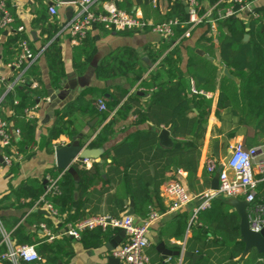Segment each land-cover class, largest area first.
Wrapping results in <instances>:
<instances>
[{"label":"trees","instance_id":"obj_1","mask_svg":"<svg viewBox=\"0 0 264 264\" xmlns=\"http://www.w3.org/2000/svg\"><path fill=\"white\" fill-rule=\"evenodd\" d=\"M6 3V8L14 17L11 24L13 34L9 43L13 46V55L6 60L14 70L16 77L21 71L16 66L19 56L22 52L20 46L23 40L28 41L34 54H38L42 49L33 48L31 45L30 35L25 29L19 30L22 22L16 14L14 8ZM137 5L141 7L143 17L154 23H163L171 19H179L180 22L175 25V34L169 39L158 57L164 50L172 47L173 43H178L163 57L156 70L148 73L138 54L129 48H120L114 51L110 56L98 66L97 75L99 79L109 80L132 74L134 77H128L131 86L138 84V91L129 94L128 89L121 88L113 93L112 98H108L105 90L91 87L80 95L75 101L70 102L57 115L54 123V133L51 137L57 136L62 130V116L70 115L78 110L88 114L90 118L99 117L100 125L107 121L114 107L125 100V106L134 105L135 114L138 121H150L155 129L149 131H137L131 134L126 140L115 145L105 152L104 158L110 160L107 172L108 187H103L98 197L104 194L109 195L111 203L107 214L112 217H122L129 204L130 199L135 200L137 216L143 218L148 216L150 207H152V192L160 194L162 185L171 181L183 180L179 177L170 179L167 172H173V168L181 169L187 172L186 188L190 193L198 191V170L202 155L209 117L214 111V99L206 97L203 92H218L217 108L215 114L223 122H229L235 127L252 126L255 129L253 144L260 145L264 143V13L260 11V18H249L246 26L240 16L222 18L219 11L224 7L233 4L232 0H209V5L213 6L219 3L213 11V18L216 20L217 33L212 31L201 37L195 46H186L187 57H183L181 45L188 38L182 37L188 28V12L184 5L185 0H176L175 3L166 11H162L156 4V0H136ZM253 1V0H246ZM197 9L200 13L205 12L202 0H197ZM119 8L129 12H134V2L131 0H120L116 2ZM48 2L40 1V7L37 13L40 21L43 22V31L46 38L43 39L45 46L48 41L52 40L60 30V25L54 23L53 19L47 15ZM103 10V4L98 8ZM99 28L110 31L104 24H97ZM201 26L198 25L193 33ZM248 27V29H247ZM93 29V28H92ZM91 29V30H92ZM5 29L0 30V35ZM91 30L83 42L78 43L74 49V65L79 73H84L89 60L92 58L95 42L91 37ZM249 34L250 38L246 41L245 35ZM218 45V46H217ZM204 50L213 61H208L196 53V49ZM219 59H217V53ZM47 56L54 85H58L64 78V69L62 65L61 47L56 40L51 42L43 51ZM158 58H156L157 60ZM228 68L230 73L237 78L234 79L224 74V69ZM34 78L40 76V67L31 65L25 72ZM5 78V83L0 82V99L7 92V84L15 77ZM39 79V78H38ZM191 81L194 82L198 93L191 92ZM19 87H15L17 90ZM33 93L21 95L16 104H13L14 113L8 117L0 108V117L8 122L10 130L19 129L18 139L12 136L10 145H3L0 142V158L11 157L12 164L9 169L12 173H17L19 163L29 158L34 152L37 145L36 128L37 121L29 115V109L37 105V98L44 96V91L40 85L31 87ZM19 90V89H18ZM153 90V92H151ZM149 94L145 102H141L143 95ZM12 92L6 93V99L11 100ZM99 99H103L107 104V110L100 111L97 107ZM1 106V104H0ZM227 111L228 119L223 117V112ZM111 121L102 125L98 131L94 143L103 145L110 140L115 132ZM87 125H78L72 123L70 129L72 138L78 135ZM162 128H169L171 131L174 145L171 148H163L158 144V132ZM62 132V131H61ZM75 134V135H74ZM228 138L236 136V131L232 130L227 133ZM217 142V140H214ZM213 143V141H212ZM53 148V147H51ZM149 148L153 151L148 157V162L153 165V171L137 172L144 165L142 163L143 151ZM229 142H223L221 146L215 145L210 150L209 158L213 159L217 166L228 153ZM1 164V161H0ZM75 165V164H74ZM79 187L78 198H75L74 177L65 171L59 169H50V175L58 179V191L55 194L46 195L45 200L52 205L57 213L58 218H63L67 211L75 212L69 215L63 221L66 226L69 222L87 219L93 216H99L94 212H88L89 197H92L90 191L81 186V181L85 178L84 172L79 170ZM138 178L141 180L140 187L137 189V195L134 196L131 184ZM204 182L210 184L211 179L205 174ZM112 186V187H111ZM25 195L40 200L45 194L43 185L35 179H30L23 186ZM264 204V181L259 184L257 202L249 208ZM43 206L44 202H40ZM1 213V212H0ZM2 215V214H1ZM3 217V216H2ZM4 219V218H3ZM198 221L202 224L204 231L195 229L194 237L198 252L203 255L202 262L208 263L212 258L214 248L218 249L221 264H264V253H259L253 249L247 256H244L245 243L241 240L240 216L229 205L223 197L215 198L211 201L210 207L200 211ZM6 227L11 232L16 246L36 245V248L44 260V264H57L55 250L59 246V241L55 238L50 239V235L45 233L43 236L38 233V229L32 234L27 233V228L45 225L48 231L54 235L57 232V224L49 217H46L38 211L28 215L25 222L19 219H4ZM185 228V227H184ZM116 229V228H115ZM114 232L113 228L106 229L96 228L88 232L90 239L102 241ZM86 233L83 232L82 235ZM70 239V236L65 237ZM51 241H48V240ZM44 243L41 247L38 244ZM5 250L0 246V253ZM215 255V254H214ZM1 264H11L9 261H3Z\"/></svg>","mask_w":264,"mask_h":264},{"label":"crops","instance_id":"obj_2","mask_svg":"<svg viewBox=\"0 0 264 264\" xmlns=\"http://www.w3.org/2000/svg\"><path fill=\"white\" fill-rule=\"evenodd\" d=\"M1 1L2 0H0V2ZM40 1L48 2L50 5L48 0H7V3H9L16 11L24 29L29 33L32 47L38 50L42 49L37 54L36 62L33 64L40 67L41 73L38 77L39 79L34 78L33 76L28 78V75L25 73L23 81L18 82L15 86L19 87V90H14L15 87L7 90L6 93H9L10 91L12 92L11 96L13 97L11 100L8 101L6 99V93L3 95L4 97L1 98L0 108L8 117H11L14 113L13 104L18 102L20 96L25 94L33 95V93L30 92V86L33 88L40 85L41 90L44 91V96L37 98V107L34 111L33 117L37 121V145L34 147L35 152L29 158L19 163L17 173L10 172L9 167L4 164L0 165V212L4 219H19L20 222H25L28 215L35 211L54 220L57 224V228H59L57 232H54L55 239L59 241V246L55 250L57 264H110L109 258L113 256V250H110L107 244L116 236H120L121 239L117 242V246L124 243L127 237L123 229L113 228L114 232L102 241H94L93 239H90L88 236V232L90 231H86V234L81 235L80 238L70 237V239H66L65 237L68 236L61 235L66 227L63 224V221L67 219L69 215L74 214L76 208L74 207L72 211H67L63 218H58L57 213L52 214V212L44 205H40L42 198L40 200H35L34 197L31 198L30 196L25 195V189H23V186L27 184L28 180L35 179L46 189L47 176L50 175L48 171L50 169H58L55 155L56 147L72 141L73 134L70 129L72 123L75 122L78 125H87V128L83 129L75 137L81 141L82 145L90 148H103L104 152L98 159H89L88 162L79 159L75 162V165H77L79 170L83 171L85 175V178L81 181V186L88 189L92 194V197H89L88 203L90 208L87 211L99 215L107 214L111 206L109 201L110 193L104 194L100 197L97 195L103 187L110 186L107 182V172L110 160L104 158L105 152L126 140L131 134L137 131L153 130L155 129V126L150 121H138V117L135 114L136 106H125V100H122L114 107L108 120L102 124L104 125L111 121L113 125L112 127L115 129L112 138L103 145H96L94 140L98 131L102 127V125H100L99 117L90 118L88 114H84L81 110L75 111L71 115L69 113L62 116V132L60 131L57 136L52 138L51 134L54 133L53 126L56 117L64 107L70 102L75 101L91 87L105 90V94L108 98H112L113 93H116L117 90L121 88L128 89L129 94L138 91V84L131 86L128 81V77H134L132 74L109 80L98 78V66L114 51L120 48L133 49L138 54V57L142 59V63L138 64H142L144 68L147 69V72L150 73L157 69L159 61L165 57L172 47H169L168 49L166 48L158 57L162 48L167 45L166 43L169 41V39L163 34L153 32L149 29L115 30L109 28L110 31L108 32L103 28L94 26L91 30V37L95 42L94 53L89 60L85 72L79 73L74 65V49L77 44L73 43L70 33L65 29L66 22L76 11V5L61 3L56 7L57 12L55 14H52L48 7L47 15L53 19L54 23L60 25V30L56 33L55 37L48 41L44 46L43 39L46 38V34L43 31L44 24L42 21L38 20L40 17L36 11L40 7ZM117 1L120 0H100L97 4V9L101 4H103L104 7L116 3ZM131 1L135 4L133 11L143 15L141 7L137 5V1ZM175 1L176 0H156V4L162 11H166L175 3ZM249 2L254 9L264 13V0H253ZM202 3L205 8L209 6V0H202ZM241 18L247 26L250 18L249 14L244 13ZM33 31L36 32V38L32 34ZM209 31H211V28L208 24L201 26L184 44L181 45L184 58L187 57L185 47L189 45L195 46L196 42L201 37L208 34ZM12 34L13 30L9 28L5 29L0 35V67L3 68V70H0V76H4L5 78L14 76L13 67L6 62V59L13 55L12 52L14 51L13 46L9 43ZM54 40H56L61 47L62 65L64 69V78L61 82H58L57 86L52 82L48 59L43 52ZM216 53L217 59H219L218 51H216ZM145 56H148L152 66L144 60ZM156 58L158 59L156 60ZM234 79L237 80L236 77H234ZM13 80L17 81V76L13 78ZM151 92H153V90ZM140 93L144 97L141 102H145L149 94ZM210 93H212L211 97L214 99V111L209 117L206 137L202 147L200 166L197 174L199 179L197 182L198 191L193 193L189 192L191 196H194V199L180 209L171 208L172 199L164 191V186L167 183L162 185L160 194L157 195L155 192H152L153 203L150 210L156 209L161 213V216L150 229V244L146 248L149 264H221L220 256L217 253L218 249L214 248L213 252L215 255L213 254L208 263H206V261L202 262L203 255L198 252L199 248L196 245L194 228H197V231L204 232L206 228H202V224L198 221V217L194 219L195 208L201 201L197 195L208 188H211V181L216 173H210L207 169V161L210 159V150H212L215 145L221 146V144L226 141L229 142V148L237 142H243V144L248 147L253 146L255 144H253V136L256 131L252 126H242L237 128L227 122V120L226 122H223L218 119L215 114L218 92ZM222 114L225 119H228L229 114L227 111H224ZM92 121L94 122L93 126L90 125V122ZM232 130L236 131V136L229 139L227 133ZM214 140H217V142H214ZM158 144L163 148H171L165 147L160 143L159 132ZM151 154H153V151L149 148H146L143 151L144 159L142 160V163L144 165L140 170H137V172H145L146 170L153 171V165L148 162V157ZM205 174L211 179L209 185H206L204 182L203 178ZM166 175L167 177H170V179L179 177L184 183L187 181L188 176L187 172H184L181 169H177V171L173 170L172 173L167 172ZM140 184L141 180L138 178H136L133 184H131L132 189L134 190V196L137 195V189L140 187ZM75 191H77V195L74 192L75 198L77 199L78 189L76 188ZM131 201L134 202L133 209L135 212L132 216L137 223H141L143 218L137 216L136 204L133 198L129 200L124 215L129 211ZM40 209H46L50 214L45 215L39 212ZM37 229L40 235L43 236L45 233L47 234V230H45L42 225H40V228H37L35 225L30 226L27 228V233L32 235V237H35V234L33 235L32 233ZM48 241L51 240L49 239ZM44 243L46 242H41L38 245L43 247ZM161 244L164 248L160 247ZM163 249L171 252L165 254L162 251ZM188 251L194 252L199 256L196 259L186 257L184 253ZM21 264L35 263L22 261Z\"/></svg>","mask_w":264,"mask_h":264},{"label":"built area","instance_id":"obj_3","mask_svg":"<svg viewBox=\"0 0 264 264\" xmlns=\"http://www.w3.org/2000/svg\"><path fill=\"white\" fill-rule=\"evenodd\" d=\"M52 2L49 10L52 14L57 12L56 7L62 3L61 0H48ZM100 0H76L73 4L76 5L74 15L66 22L65 29L70 33L73 43L78 44L83 42L87 37L88 32L97 24H104L105 27L115 30L126 29H149L153 32L163 34L170 39L175 34V25L180 22L179 19H171L163 23H154L144 19L143 15L138 12H129L119 8L116 3L103 7V10L97 9V4ZM188 7V28L182 37L190 38L193 31L198 25L208 24L211 31L216 35V20L212 14L216 6H208L205 12L200 13L197 9V0H185ZM233 4L222 8L219 15L222 18L232 16H243L244 13L249 14V17L260 18L259 10L254 9L249 1L232 0ZM0 30L11 28L14 17L6 8V3L0 2ZM24 27L20 26L19 30ZM178 43H173L172 48ZM22 52L16 66L21 68L17 75V81L12 80L7 84L8 89H12L20 81H23L25 72L29 66L36 62L37 55L33 53L28 41L23 40L20 44ZM15 81V82H14ZM0 82L5 83V77L0 76ZM191 92L198 93L194 82L191 81ZM206 97H211L212 93L203 92ZM1 104V99H0ZM37 105L30 108L29 115L34 117V111ZM97 107L100 111L107 110V104L103 99H99ZM20 135L19 129L10 130L7 121L0 117V142L7 146L11 144L12 136L18 139ZM231 157L229 162L224 165L220 172L219 187L217 189L208 188L197 197L201 199L199 205L195 208L194 219L198 217L200 211L210 207L211 201L218 197H237L244 199L250 203L248 213L250 217V226L254 231L264 229V204L256 205L249 210L257 202L258 187L264 181V143L260 145L245 146L243 142H237L230 148ZM4 164L10 167L12 164L11 157H2ZM88 162V159H84ZM0 164V165H1ZM218 166L213 159H208L207 169L210 173H215ZM58 191V179L47 176V185L45 194L42 197L44 206L56 214V211L45 198L46 195L55 194ZM164 191L172 199L171 208L180 209L190 203L194 196H191L186 185L180 181H171L164 186ZM161 213L156 209H151L148 216L141 222L137 223L133 216L124 215L116 218L110 215L93 216L83 220L67 223L61 235L80 238L83 232L91 231L96 228L106 229L108 227L123 229L126 233V241L120 246H117L112 255L121 259L126 264H149V258L146 254V248L150 244V229L153 224L160 218ZM42 227L47 230L50 239L55 238L45 225ZM0 246H4L5 250L0 253V264L3 261H9L11 264H21L22 261L35 264H44V260L36 249L35 245L16 246L12 238L11 232L6 227L4 219L0 213Z\"/></svg>","mask_w":264,"mask_h":264},{"label":"water","instance_id":"obj_4","mask_svg":"<svg viewBox=\"0 0 264 264\" xmlns=\"http://www.w3.org/2000/svg\"><path fill=\"white\" fill-rule=\"evenodd\" d=\"M62 3L66 4H73L76 0H61ZM52 4V2H50ZM184 5L186 6V11L188 12L187 3L184 2ZM33 36L36 38V32H32ZM250 38L249 34L245 35V40L248 41ZM196 53H198L200 56L204 57L208 61H213L212 57H210L206 52L200 48L196 49ZM144 60L147 61V63L152 66V63L150 62L148 56L144 57ZM0 70H3L2 67H0ZM224 74L228 75L232 78V74L230 73L228 68L224 69ZM141 94V93H140ZM90 125H94V122H90ZM159 139L160 143L165 147H172L174 145L173 138L171 137V132L169 128H162L159 131ZM104 152L103 148H90L85 145L81 144V141L77 137H73L72 141L64 144V145H58L55 149V155H56V165L59 170L65 171L70 173L74 179L76 180L75 187H79V173L75 167V162L77 160H84V159H98L101 157L102 153ZM231 157V150H228V153L226 157L222 160L220 165L218 166L216 173L211 181V188L217 189L219 187V176L220 172L224 168V165H226L229 162V159ZM0 161H3V158H0ZM175 171H177V168H174ZM46 183V182H45ZM75 194L77 195V191H75ZM225 201L231 205L234 210L238 213L240 216V232H241V240L245 243V250H244V256H247L253 249H256L259 253H264V229L260 231H254L250 226V217L248 213V207L250 206V203L247 202L244 199H240L237 197H223ZM130 209L126 213V215H134V202L131 201ZM39 212L49 215V211L46 209H40ZM121 239L120 236H116L114 239H112L107 246L110 250H114ZM161 248H164L163 245H160ZM165 254L170 253L171 251H168L166 249L162 250ZM186 257H191L193 259H196L199 255L188 251L184 253ZM110 264H124V262L121 261V259L116 258L114 256H111L109 258Z\"/></svg>","mask_w":264,"mask_h":264}]
</instances>
